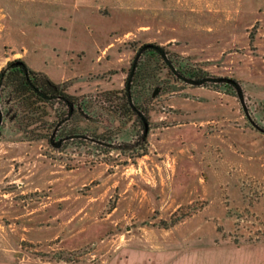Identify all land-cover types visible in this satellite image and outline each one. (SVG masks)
<instances>
[{
  "label": "rangeland",
  "instance_id": "rangeland-1",
  "mask_svg": "<svg viewBox=\"0 0 264 264\" xmlns=\"http://www.w3.org/2000/svg\"><path fill=\"white\" fill-rule=\"evenodd\" d=\"M144 43L219 80L139 86L136 156L103 95ZM17 58L94 113L57 148L0 103V264H261L264 0H0V68Z\"/></svg>",
  "mask_w": 264,
  "mask_h": 264
},
{
  "label": "trees",
  "instance_id": "trees-1",
  "mask_svg": "<svg viewBox=\"0 0 264 264\" xmlns=\"http://www.w3.org/2000/svg\"><path fill=\"white\" fill-rule=\"evenodd\" d=\"M163 71L176 81L195 86H207L219 80L203 69L182 64L179 57L163 45L144 43L134 49L124 86L107 91L103 96L113 112L127 120L133 118L140 127L141 151L136 156L146 153L149 127L147 110L137 95L138 87L143 84L151 87L159 81V73ZM0 103L18 124L25 139H44L57 148L65 146L64 142L69 139L80 137L84 130L78 121L94 113L83 95L69 93L62 83L53 82L20 58L0 68Z\"/></svg>",
  "mask_w": 264,
  "mask_h": 264
},
{
  "label": "crops",
  "instance_id": "crops-1",
  "mask_svg": "<svg viewBox=\"0 0 264 264\" xmlns=\"http://www.w3.org/2000/svg\"><path fill=\"white\" fill-rule=\"evenodd\" d=\"M253 252H255L254 254H257L260 256V263L264 264V243L259 244L258 246H256L255 248L253 247Z\"/></svg>",
  "mask_w": 264,
  "mask_h": 264
}]
</instances>
